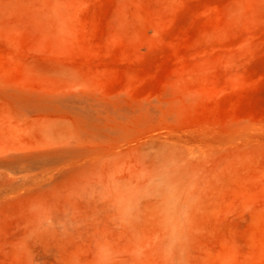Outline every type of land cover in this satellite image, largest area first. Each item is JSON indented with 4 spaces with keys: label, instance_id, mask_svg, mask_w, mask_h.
I'll list each match as a JSON object with an SVG mask.
<instances>
[{
    "label": "rangeland",
    "instance_id": "1",
    "mask_svg": "<svg viewBox=\"0 0 264 264\" xmlns=\"http://www.w3.org/2000/svg\"><path fill=\"white\" fill-rule=\"evenodd\" d=\"M0 264H264V0H0Z\"/></svg>",
    "mask_w": 264,
    "mask_h": 264
},
{
    "label": "clouds",
    "instance_id": "2",
    "mask_svg": "<svg viewBox=\"0 0 264 264\" xmlns=\"http://www.w3.org/2000/svg\"><path fill=\"white\" fill-rule=\"evenodd\" d=\"M154 183L158 188H162L170 199L173 197L174 186L168 182V178L166 176L162 175L157 177Z\"/></svg>",
    "mask_w": 264,
    "mask_h": 264
}]
</instances>
